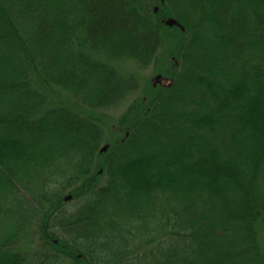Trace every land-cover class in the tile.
Segmentation results:
<instances>
[{"label":"trees","instance_id":"trees-1","mask_svg":"<svg viewBox=\"0 0 264 264\" xmlns=\"http://www.w3.org/2000/svg\"><path fill=\"white\" fill-rule=\"evenodd\" d=\"M0 264H264V0H0Z\"/></svg>","mask_w":264,"mask_h":264},{"label":"rangeland","instance_id":"rangeland-1","mask_svg":"<svg viewBox=\"0 0 264 264\" xmlns=\"http://www.w3.org/2000/svg\"><path fill=\"white\" fill-rule=\"evenodd\" d=\"M161 65H158V66H161ZM126 66H128V69L126 70L134 71L136 74H138L141 77L142 79L141 85H144L145 83L146 85H148L147 81H150V80H152V82L156 81L155 79H157L159 77V74H161L157 72L158 69L155 67V64L150 65L145 68H139L138 66H135V65L133 66L132 64H126ZM126 108H127L126 106L114 108L108 111L107 114L114 120H119L122 116L121 114L125 111ZM108 135L110 138L107 137V139H111L112 138L111 135H113V133H109Z\"/></svg>","mask_w":264,"mask_h":264}]
</instances>
